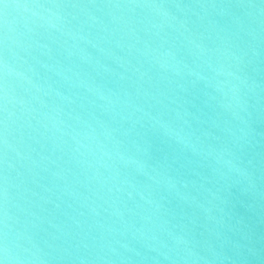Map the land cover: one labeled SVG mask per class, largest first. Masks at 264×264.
Returning <instances> with one entry per match:
<instances>
[{
  "label": "water",
  "instance_id": "water-1",
  "mask_svg": "<svg viewBox=\"0 0 264 264\" xmlns=\"http://www.w3.org/2000/svg\"><path fill=\"white\" fill-rule=\"evenodd\" d=\"M0 264H264V0H0Z\"/></svg>",
  "mask_w": 264,
  "mask_h": 264
},
{
  "label": "snow or ice",
  "instance_id": "snow-or-ice-1",
  "mask_svg": "<svg viewBox=\"0 0 264 264\" xmlns=\"http://www.w3.org/2000/svg\"><path fill=\"white\" fill-rule=\"evenodd\" d=\"M10 6L11 5H9L7 3H4V5H3V7L5 9H7ZM3 67L6 70V76L7 77L10 76V75H16V76L21 77V78H25V79L27 78L23 72H17L15 69L10 67L9 61H8L6 56L3 57ZM7 182H8V177L6 176L5 177V184L6 185H7ZM8 194H9V190H8L7 187H5V189H4V198H5V200L8 199Z\"/></svg>",
  "mask_w": 264,
  "mask_h": 264
}]
</instances>
